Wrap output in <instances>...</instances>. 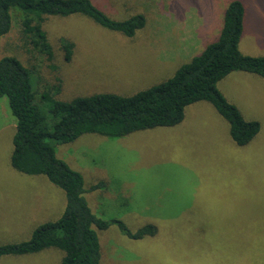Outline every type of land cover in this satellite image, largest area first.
<instances>
[{
	"label": "rangeland",
	"instance_id": "rangeland-1",
	"mask_svg": "<svg viewBox=\"0 0 264 264\" xmlns=\"http://www.w3.org/2000/svg\"><path fill=\"white\" fill-rule=\"evenodd\" d=\"M109 17L141 13L144 24L127 36L73 13L47 15L43 28L53 51L27 52L18 16L0 38V56H16L30 70L34 104L52 121V100L98 92L130 95L170 77L213 41L230 0H91ZM243 29L238 47L264 55V0H240ZM62 38L73 54L63 59ZM58 78V80H57ZM58 84V85H57ZM218 89L259 130L246 144L231 139L227 121L207 101L184 108L172 126L133 131L120 137L84 133L69 142L48 140L58 158L82 176V195L104 220L93 226L98 264H264V78L232 70ZM15 121L0 97V245L26 240L39 224L57 219L63 190L42 174L10 165ZM102 182L95 188L93 184ZM63 251L49 246L5 254L0 264H59Z\"/></svg>",
	"mask_w": 264,
	"mask_h": 264
},
{
	"label": "trees",
	"instance_id": "trees-1",
	"mask_svg": "<svg viewBox=\"0 0 264 264\" xmlns=\"http://www.w3.org/2000/svg\"><path fill=\"white\" fill-rule=\"evenodd\" d=\"M73 13L127 36L144 24L141 13L113 19L91 0H0V38L10 30L13 17L18 16L22 45L27 52L45 55L54 70L52 47L42 25L47 15ZM243 16V3L230 0L217 37L170 77L130 95L98 92L67 101L52 100L48 106L52 116L50 124L34 104L30 70L16 56H0V97H6L15 121L10 165L26 174L44 175L65 196L64 208L57 219L36 226L26 240L0 245V256L32 253L54 246L63 251L59 264H98L100 246L93 226L105 229L110 223H117L131 237L152 231L148 224L130 233L120 220L96 216L82 195L81 174L56 156L50 139L69 142L84 133L120 137L137 130L172 126L182 119L186 105L204 100L227 121L235 144L248 143L258 132L259 122L245 119L217 87V82L232 70L252 72L264 78V55L244 54L238 47ZM60 47L63 59L69 61L73 42L62 38ZM101 184H93L92 188Z\"/></svg>",
	"mask_w": 264,
	"mask_h": 264
}]
</instances>
